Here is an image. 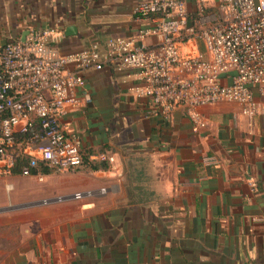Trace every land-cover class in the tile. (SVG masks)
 <instances>
[{
  "label": "crops",
  "instance_id": "crops-1",
  "mask_svg": "<svg viewBox=\"0 0 264 264\" xmlns=\"http://www.w3.org/2000/svg\"><path fill=\"white\" fill-rule=\"evenodd\" d=\"M141 1L0 0V48L46 26L62 55L131 38L148 24L131 15ZM184 3L191 20L216 12L217 0ZM202 50L180 46L182 55ZM136 85L126 70L83 73L76 94L88 102L59 121L80 167L29 176L24 160L1 167L0 264H264V98L253 90L250 118L235 103L194 108L204 121L194 132L179 108L167 121L151 115ZM100 155L108 161L90 159Z\"/></svg>",
  "mask_w": 264,
  "mask_h": 264
},
{
  "label": "built area",
  "instance_id": "built-area-1",
  "mask_svg": "<svg viewBox=\"0 0 264 264\" xmlns=\"http://www.w3.org/2000/svg\"><path fill=\"white\" fill-rule=\"evenodd\" d=\"M131 15L147 26L131 38H108L78 52L58 53L55 26L30 30L21 42L1 46L0 169L20 160L25 161L22 176L40 168L64 172L80 167L79 146L59 121L67 109L88 102L76 94L83 73L103 67L131 72L137 83L131 93L149 100L151 115L167 121L179 108L194 132L204 127L197 107L235 103L242 115H255L253 90L264 98V0H217L211 20H191L184 0L141 1ZM150 37L156 42L147 45ZM187 42L200 43L203 50L182 55L180 46ZM228 73L230 83L221 85L219 76ZM90 159L108 161L103 155ZM203 162L216 160L208 156ZM90 195L76 192L72 199Z\"/></svg>",
  "mask_w": 264,
  "mask_h": 264
}]
</instances>
